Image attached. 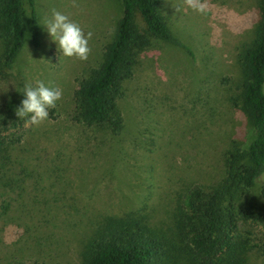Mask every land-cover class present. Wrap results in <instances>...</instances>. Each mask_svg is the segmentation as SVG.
I'll use <instances>...</instances> for the list:
<instances>
[{
    "label": "rangeland",
    "instance_id": "1",
    "mask_svg": "<svg viewBox=\"0 0 264 264\" xmlns=\"http://www.w3.org/2000/svg\"><path fill=\"white\" fill-rule=\"evenodd\" d=\"M257 1L195 0L198 11L187 0H162L172 33L192 54L154 41L125 83L123 133L102 140L70 120L69 103L75 78L101 61L113 37L120 0H34L36 47L24 2V46L10 83L42 80L61 97L46 120L28 124L27 159L39 179L22 195L0 190V264H80L82 245L103 215L154 206V220L164 226L186 183L219 178L223 151L240 122L228 98L241 80L238 51L254 37ZM52 10L91 32L86 60L59 54L40 25ZM260 201L255 186L240 207L257 236ZM249 264H264V254Z\"/></svg>",
    "mask_w": 264,
    "mask_h": 264
},
{
    "label": "trees",
    "instance_id": "2",
    "mask_svg": "<svg viewBox=\"0 0 264 264\" xmlns=\"http://www.w3.org/2000/svg\"><path fill=\"white\" fill-rule=\"evenodd\" d=\"M30 8V41L38 46L34 0H0V190L22 195L34 186L36 171L27 159V117H17L23 85L10 83L24 46ZM162 0H120L121 16L101 61L84 69L71 91L69 118L85 130L119 136L125 129L120 100L154 41L192 50L172 33ZM253 39L238 51L241 80L228 102L240 120L222 155V171L211 183H186L173 205L169 222L157 224L156 207L106 214L79 252L80 264H249L264 251V0L255 4ZM7 83V85H4ZM236 111V112H237ZM52 116V115H50ZM257 186L259 236L240 209L242 198ZM33 188V187H32ZM8 206L1 214L5 213ZM258 242H262L259 245ZM15 264H31L16 262Z\"/></svg>",
    "mask_w": 264,
    "mask_h": 264
},
{
    "label": "clouds",
    "instance_id": "3",
    "mask_svg": "<svg viewBox=\"0 0 264 264\" xmlns=\"http://www.w3.org/2000/svg\"><path fill=\"white\" fill-rule=\"evenodd\" d=\"M188 6L200 10L195 0H187ZM57 51L64 57L84 61L88 58L90 48L88 41L91 32L85 33L80 25L70 20L65 14L52 10L50 17H45L41 24ZM22 99L16 108L17 117H27L26 124L38 125L46 120L49 109L54 107L61 97L59 88L46 86L42 80L25 82L21 91Z\"/></svg>",
    "mask_w": 264,
    "mask_h": 264
}]
</instances>
